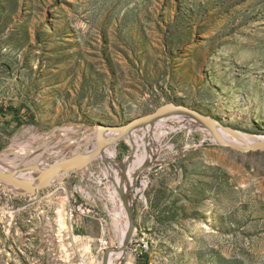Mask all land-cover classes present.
<instances>
[{"label": "rangeland", "instance_id": "obj_1", "mask_svg": "<svg viewBox=\"0 0 264 264\" xmlns=\"http://www.w3.org/2000/svg\"><path fill=\"white\" fill-rule=\"evenodd\" d=\"M171 105L264 136V0H0V170L32 182L95 147L101 124ZM185 120L152 162L129 135L114 143L125 181L137 169L120 264H264V143L241 151ZM114 165L36 193L0 180V264H103L100 238L112 264L130 221ZM80 217L92 235L74 234Z\"/></svg>", "mask_w": 264, "mask_h": 264}, {"label": "water", "instance_id": "obj_2", "mask_svg": "<svg viewBox=\"0 0 264 264\" xmlns=\"http://www.w3.org/2000/svg\"><path fill=\"white\" fill-rule=\"evenodd\" d=\"M175 110L181 111V112H185L188 115H191L192 117L200 120L202 123H204L206 126H208L213 135L216 137V139L224 145L239 149L241 151H249L251 149H257L260 148L264 141L262 142H257V143H252L249 144L248 146L245 145H241L237 142H232V141H225L222 140L216 130L212 127V124L210 122V120L202 113L186 107V106H177V105H171L168 108L161 110L159 109L158 111L145 115V116H141L139 118H136L134 120H132L131 122H129L126 125L123 126H111V125H103L101 124L99 126V128L96 131V146L92 147V149L87 153V157L85 159H81V158H76L74 157H70V158H66V159H62V160H57L56 162L52 163L48 169L45 170V174L43 176L37 174L32 178V182L30 184L25 183L24 181L20 180L19 178H15L12 177L8 174V172L0 170V180H2L4 183L11 185L13 187H16L24 192H30V193H36L37 191H39L40 189L50 185V183H52L55 179L57 178H64V175L67 174L69 171L73 170V169H77V168H81V167H85L86 165L90 164L92 161L96 160L99 157H103L105 162L109 164V162H113L118 170L122 169L121 166H119V164L114 160V159H110V158H105V153H106V149H107V145L108 143H106L103 140V132L104 130H110V131H116L119 133V136H117L118 138H115L116 140L125 136V135H132V132L134 129H136L141 123H147V122H152L156 121L159 118H162L163 116H165L166 114L173 112ZM124 164V163H122ZM124 167V166H123ZM28 169V168H27ZM60 170H64L63 176L60 175L59 171ZM51 171V172H50ZM121 182L119 187V192L123 198L124 204L126 206V209L130 215V229L128 231L127 237L125 239V242L123 243L122 246L120 247H115L113 248V251H126L128 249L129 246V242L131 239V235L133 232V227H134V218L132 215V211L130 208V201L128 196L126 195V193H124L123 190V186L125 183V172L122 169L121 171ZM109 254H110V250L109 249H105L104 251V262L103 264H108V258H109Z\"/></svg>", "mask_w": 264, "mask_h": 264}, {"label": "bare ground", "instance_id": "obj_3", "mask_svg": "<svg viewBox=\"0 0 264 264\" xmlns=\"http://www.w3.org/2000/svg\"><path fill=\"white\" fill-rule=\"evenodd\" d=\"M168 107L169 106H165V107L161 108V110H164V109H166ZM170 113H168V114H170ZM166 115H165V117L163 116L162 119L159 120V122H153V123H150V124L141 123L140 126H138L132 132V135L129 138V140L132 141L134 146H136V148H138L139 152L137 153V156H138L137 159H139V160L141 159L140 162L142 164L145 163V162H149L150 160H151L150 162L156 160V155L154 153V148L156 149L155 145L157 144V141H159L163 137L164 134H166L168 131H170L172 129V127H171L172 125L171 124L176 122V120L186 119L188 121H186V120L185 121L188 124L192 122V123H194L196 125L199 124L201 126H204L202 124V122H200L196 118L192 117L191 115H188L185 112L175 111V112L171 113L170 115H167V116ZM210 121H211L212 127L216 130L218 136L222 140L237 142V143H239L241 145H245V146H248L249 144H252V143H257V142L264 141V136H256V135H252V134H249V133H246V132H243V131H236V130H233V129L229 128V127L222 126L219 122H217L215 120H213V121L210 120ZM145 124H147V125H145ZM138 129H140L142 131V132L140 131V134L137 132ZM95 133H96V131H95ZM117 136H119V133L116 132V131L104 130V132H103V140L106 143H108L107 149H106V153H105V156H104L105 158L107 157V158H110V159H114L116 157V152L117 151H116V147H115L114 143H116V141H117L115 139V138H118ZM149 137H150V140H148ZM91 149H89L88 151L87 150L84 151V154H82L78 158L85 159L87 157V153ZM134 164H136V163H134ZM134 164H131L129 170H127L128 177H126L127 179H126V181L124 183V186H123V190L126 193H127V191L129 189L133 188V185H134V183L136 181V175H135L136 173L135 172H136L137 169L133 170L135 168ZM48 166H50V164ZM43 167H45V166H43ZM43 167H41L40 169H36L37 171H41V173H39V175H41V176H43L45 174V170L48 169V168H43ZM0 168H2V167H0ZM121 171H122V169L118 170L117 173H114V175L112 174L116 178L118 186L120 185V182H121ZM59 173H60V175L63 176L64 170H60ZM8 174L10 176H12V177L19 178L20 180L24 181L27 184L31 183L29 181H26L27 179L25 180V178L18 177V176L14 175V174H11V173H8ZM118 197H119V195H118ZM120 200H121L120 203H122V208H123V210H125L123 202H122V199L120 198ZM130 206H132L131 201H130ZM127 216L128 215L126 214V211H125V216L123 214V229H122V233H121V235L124 236V238L121 239V246L125 242V239L127 237L128 231L130 229V221L127 220V219H129V218H127ZM115 254H118V257L112 262V264H120L122 257L125 256V253H124V251L123 252H119V253H118V251H115ZM119 255H120V257H119Z\"/></svg>", "mask_w": 264, "mask_h": 264}, {"label": "crops", "instance_id": "obj_4", "mask_svg": "<svg viewBox=\"0 0 264 264\" xmlns=\"http://www.w3.org/2000/svg\"><path fill=\"white\" fill-rule=\"evenodd\" d=\"M81 218V219H80ZM80 218H76L73 221V230H74V234L78 235V236H86V235H92L89 233V225L85 223L84 218L80 217Z\"/></svg>", "mask_w": 264, "mask_h": 264}, {"label": "trees", "instance_id": "obj_5", "mask_svg": "<svg viewBox=\"0 0 264 264\" xmlns=\"http://www.w3.org/2000/svg\"><path fill=\"white\" fill-rule=\"evenodd\" d=\"M11 111H14L15 115H17L19 113L18 108L17 107H10L8 108ZM5 112V108L3 106L0 107V113H4ZM5 114V113H4ZM18 117V116H16Z\"/></svg>", "mask_w": 264, "mask_h": 264}, {"label": "built area", "instance_id": "obj_6", "mask_svg": "<svg viewBox=\"0 0 264 264\" xmlns=\"http://www.w3.org/2000/svg\"><path fill=\"white\" fill-rule=\"evenodd\" d=\"M99 243H100L102 249H106L108 247L107 240H104L103 238L99 239Z\"/></svg>", "mask_w": 264, "mask_h": 264}]
</instances>
